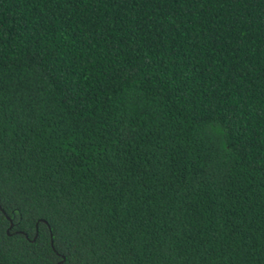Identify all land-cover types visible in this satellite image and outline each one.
Returning a JSON list of instances; mask_svg holds the SVG:
<instances>
[{
	"label": "trees",
	"instance_id": "obj_1",
	"mask_svg": "<svg viewBox=\"0 0 264 264\" xmlns=\"http://www.w3.org/2000/svg\"><path fill=\"white\" fill-rule=\"evenodd\" d=\"M0 264H264V0H0Z\"/></svg>",
	"mask_w": 264,
	"mask_h": 264
}]
</instances>
